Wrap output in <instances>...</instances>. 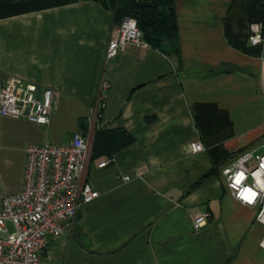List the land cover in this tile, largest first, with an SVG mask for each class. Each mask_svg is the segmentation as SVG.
<instances>
[{
    "label": "crops",
    "instance_id": "crops-1",
    "mask_svg": "<svg viewBox=\"0 0 264 264\" xmlns=\"http://www.w3.org/2000/svg\"><path fill=\"white\" fill-rule=\"evenodd\" d=\"M232 3L174 0L179 68L146 42L106 59L117 23L98 1L0 18V84L16 77L54 92L46 125L0 116V207L22 189L27 144L62 145L79 132L91 152L99 128L132 138L89 159L86 181L98 196L47 240L39 264H264L256 208L238 202L219 173L194 186L214 160L264 142V57L226 40L228 12L234 32L247 29L241 2ZM196 140L203 150L192 152ZM199 212L209 218L194 230Z\"/></svg>",
    "mask_w": 264,
    "mask_h": 264
},
{
    "label": "built area",
    "instance_id": "built-area-1",
    "mask_svg": "<svg viewBox=\"0 0 264 264\" xmlns=\"http://www.w3.org/2000/svg\"><path fill=\"white\" fill-rule=\"evenodd\" d=\"M143 42L136 19L125 16L110 32L106 59H113L128 44ZM248 43L264 44L261 24L249 26ZM103 101L100 94L98 105L103 106ZM53 110L51 88L39 91L34 82L16 77H8L0 84L1 117L46 125ZM188 145L192 152L203 150L198 140ZM24 152L22 189L1 198L0 264H39L47 240L62 236L79 208L98 196L86 181L90 149L79 132H73L66 144H27ZM109 161L102 160L98 166L104 167ZM219 174L232 196L241 204L256 208L255 220L264 224V142L245 147L220 166ZM208 218V212L197 213L192 228L199 229ZM260 244L264 246V237Z\"/></svg>",
    "mask_w": 264,
    "mask_h": 264
},
{
    "label": "trees",
    "instance_id": "trees-1",
    "mask_svg": "<svg viewBox=\"0 0 264 264\" xmlns=\"http://www.w3.org/2000/svg\"><path fill=\"white\" fill-rule=\"evenodd\" d=\"M77 0H0V18L41 10ZM100 2L105 9L113 12L114 22L119 24L123 17L136 19L141 38L148 45L174 58L181 67L174 0H94ZM245 15L246 31L234 32L229 13L223 19L224 35L228 43L235 49L251 56L264 57V44L250 45L248 43V27L252 23L261 24L264 34V0H233V5L240 3ZM231 7L229 11H231ZM132 138L123 129H96L93 136L90 160L101 157H111L118 149L129 145ZM226 153L221 160H214L211 169L202 175L194 186L205 178L219 173L221 165L233 158L238 152Z\"/></svg>",
    "mask_w": 264,
    "mask_h": 264
},
{
    "label": "rangeland",
    "instance_id": "rangeland-1",
    "mask_svg": "<svg viewBox=\"0 0 264 264\" xmlns=\"http://www.w3.org/2000/svg\"><path fill=\"white\" fill-rule=\"evenodd\" d=\"M59 126H61V125H59ZM61 127H62V126H61ZM64 127H65V126H64ZM58 130H59V127H58ZM68 135H69L68 130H66L65 132L63 131V138H67ZM10 175H12V174L10 173ZM11 177H12V176H10V179H11ZM7 226H8V228H9V230H12V228H11V226H10V223H8Z\"/></svg>",
    "mask_w": 264,
    "mask_h": 264
}]
</instances>
